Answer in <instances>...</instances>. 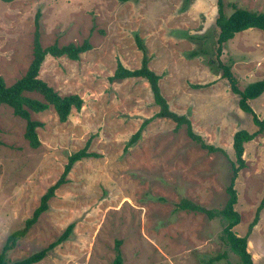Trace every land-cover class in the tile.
<instances>
[{
  "label": "rangeland",
  "instance_id": "rangeland-1",
  "mask_svg": "<svg viewBox=\"0 0 264 264\" xmlns=\"http://www.w3.org/2000/svg\"><path fill=\"white\" fill-rule=\"evenodd\" d=\"M223 1L226 14L231 3L264 12V0ZM37 10L43 47L90 43L77 59L46 55L38 74L60 96L77 94L82 103L64 121L52 106L30 112L41 122L37 147L24 137L25 120L0 105V248L31 216L69 154L88 143L95 155L71 165L66 182L7 252V261L45 249L72 224L68 237L33 264H112L117 240L122 264H236L238 256L222 239V217L177 207L186 198L221 209L234 160L232 135L257 130L210 61L216 58L217 0H0V75L6 84L21 77L32 58ZM192 51L197 54L188 57ZM143 52L160 76L169 108L224 152H208L189 138L185 125L175 130L171 119L153 117L158 107L145 78L109 79L118 61L140 67ZM218 59L231 65L239 88L264 78V30L236 33ZM250 106L264 118V91ZM242 157L245 167L234 181L240 221L232 230L247 235L253 264H264V206L249 231L264 198V130L244 143Z\"/></svg>",
  "mask_w": 264,
  "mask_h": 264
},
{
  "label": "trees",
  "instance_id": "trees-1",
  "mask_svg": "<svg viewBox=\"0 0 264 264\" xmlns=\"http://www.w3.org/2000/svg\"><path fill=\"white\" fill-rule=\"evenodd\" d=\"M118 1L126 2L129 0ZM231 6L233 8L231 13L226 14L224 11V1L217 0V16L215 18V24L218 28L216 33V58H211L210 61L216 63L217 67L221 70V76L228 81L230 90L238 96L239 108L251 115V120L253 124L257 126V130L249 132L246 129H239L232 135L234 160L230 161V183L226 187L227 199L221 209L205 208L186 198L181 199L177 203V207L179 209H188L192 211L203 212L209 219H213L217 216L222 217V219L224 220L222 227V239L225 241L230 250L238 256V262L236 264H253L252 257L246 246L247 235L238 236L232 230L233 227L240 221V215L234 207L237 202L234 181L237 177L238 171L241 168L245 167V161L242 157L244 151V143L253 139L255 135L264 130V118H260L250 106V100L257 98L263 93L264 78L248 82L242 88H239L237 85V78L231 71V65L224 63L223 61L218 59V55L221 53L223 43L231 39L236 33L248 28H258L260 30H264V12L249 10L243 7L236 6V4L234 3H231ZM39 15V11L37 10L34 20L35 29L33 32L32 58L24 74L21 77L17 78L11 84H6L3 77L0 75V105L6 104L10 106L14 115L19 116L20 118L25 120L24 137L27 139L31 147H37L39 145L36 128L41 125V122L32 119L30 116V112H41L47 109L49 106H52L59 120L64 121L66 120L70 110L72 108L79 109L82 103V99L77 94L60 96L50 85H48L47 82L39 77V69L45 56H66L70 59H77L80 53L87 51L90 48V43L88 40H84L83 43L79 45L70 42L63 45L52 43L46 47H43L40 42L38 21ZM136 40L139 49L144 51L140 39L136 37ZM196 54V51L189 52L188 57H193ZM129 77H143L147 80L149 88L152 92L154 103L158 107L157 111L153 114V117H164L171 119L175 122V130L179 129L182 125H185L186 133L189 138L197 142L208 152H224L223 149L206 143L199 134L194 132L191 122L186 115L176 113L169 108V105L159 88L158 81L160 76L148 66V58L144 52L140 67L135 69H128L118 61L116 68L109 79H123ZM205 85L206 83L194 84L195 87ZM28 92L38 93L41 95L42 99L40 100L38 98L31 97L26 94ZM147 121L148 119L144 120L140 127H142ZM139 129L132 135L129 141L130 144L139 137ZM1 144L2 143L0 140V145ZM87 148L88 143H86L85 146H83L81 149L68 155L67 162L64 165L62 173L60 174L58 179L53 184L48 186L45 192L40 196L39 203L32 211L31 216L27 217L24 220V223L20 228L11 231L7 235L4 243L0 248V264L36 263L44 257L47 249H50L55 244L60 243L68 237L72 224H69L65 228L63 233L55 240V242L50 243L45 249L33 252L25 258L15 260L10 263L6 259L7 252L15 246L18 239L24 237L30 227L37 221L39 215L44 210H46L47 201L51 196H53L55 189L58 188L62 183L66 182L65 177L68 174L71 165L75 161L85 156L95 155V153L93 152H88ZM263 206L264 198L261 200L260 205L256 210L255 216L249 224V231L257 222L259 218V210H261ZM119 245L120 240H117L115 244L116 253L112 264H122V255L119 249ZM217 257L218 256H214L210 259L211 261H213Z\"/></svg>",
  "mask_w": 264,
  "mask_h": 264
}]
</instances>
